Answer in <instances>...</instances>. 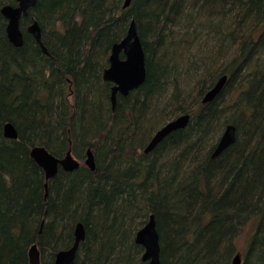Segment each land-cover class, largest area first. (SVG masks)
I'll return each mask as SVG.
<instances>
[{"label":"trees","instance_id":"trees-1","mask_svg":"<svg viewBox=\"0 0 264 264\" xmlns=\"http://www.w3.org/2000/svg\"><path fill=\"white\" fill-rule=\"evenodd\" d=\"M123 1L37 0L21 20V47L8 41L0 15V264H31L33 243L40 264H52L76 221L86 235L75 264H144L134 234L150 214L160 264H231L249 225L241 264H264V0H131L122 9ZM131 18L146 78L111 110L101 73ZM32 19L49 55L24 31ZM173 29L183 31L179 39ZM198 32L212 41L208 58L220 50L222 63L203 65L188 90L180 45ZM223 75L222 91L202 104ZM182 114L187 126L143 153ZM5 122L17 140L3 137ZM228 124L235 141L212 157ZM69 141L78 157L91 148L95 170L60 171L45 198L29 149L61 155Z\"/></svg>","mask_w":264,"mask_h":264},{"label":"water","instance_id":"water-1","mask_svg":"<svg viewBox=\"0 0 264 264\" xmlns=\"http://www.w3.org/2000/svg\"><path fill=\"white\" fill-rule=\"evenodd\" d=\"M36 1L15 0V5L7 4L0 9L1 15L7 20L5 26L6 37L15 47H21L24 43L21 19L28 16L29 10L36 4ZM130 1L124 0L123 7L127 8L130 5ZM25 32L31 34L42 52L48 55L46 48L41 42V28L36 20L25 28ZM145 77V54L134 20L132 19L124 38L111 46L108 56V66L102 72L103 81L113 83L110 91V103L112 107L114 108L115 106L116 94L126 96L130 91L142 85ZM226 82L227 76H221L215 85L205 93L202 103L205 104L212 101L222 91ZM189 118L188 114H183L162 126L155 132L152 139L143 149L144 153L147 154L153 150L171 132L187 126ZM2 128L4 138H17V131L10 122H6ZM234 141L235 127L232 124H228L224 127L216 143L212 157L218 156L223 150L233 144ZM30 155L45 170L47 177H52L56 174L58 164H60V167L64 171H72L79 167V163L71 155V149L66 152L62 160L56 159L55 156L42 146L32 148ZM84 163L91 171L95 169L94 156L90 149H87L85 153ZM84 237L83 227L78 224L75 228L72 247L58 251L54 256L53 264H74L76 252L81 242L84 241ZM134 242L143 249L141 261L144 264H160V245L154 215L150 214L147 222L136 232ZM29 259L31 264H40L39 252L36 250L35 245H32L29 249ZM241 261L240 253H236L231 260V264H241Z\"/></svg>","mask_w":264,"mask_h":264},{"label":"rangeland","instance_id":"rangeland-1","mask_svg":"<svg viewBox=\"0 0 264 264\" xmlns=\"http://www.w3.org/2000/svg\"><path fill=\"white\" fill-rule=\"evenodd\" d=\"M47 28V26L44 27V31H46ZM173 30L175 31L174 36L179 39V36L183 33V31L181 29ZM211 43L212 41L206 36L204 32H198L195 38H193V40H190L189 44L182 43L180 45V51L182 52L181 79L182 81H184L183 83L188 84H186L189 87H187L188 90L192 87L194 88L196 79L201 73V69L204 68L203 65L210 63H217L218 65L222 63V58L220 57L219 52L220 50H217L216 53L214 52L215 56L212 59L208 58L211 57V54H209V48H211L213 45ZM200 66L201 68H199ZM186 89H184L185 92L187 91ZM192 92L193 90L188 91V95H191ZM80 161H82V159ZM252 230V225L245 227L236 241V250L241 254V257L246 250L247 238Z\"/></svg>","mask_w":264,"mask_h":264},{"label":"bare ground","instance_id":"bare-ground-1","mask_svg":"<svg viewBox=\"0 0 264 264\" xmlns=\"http://www.w3.org/2000/svg\"><path fill=\"white\" fill-rule=\"evenodd\" d=\"M123 3H124V1H123ZM130 3H131V1H130ZM5 5H7V4H4V5H2L1 7H0V9L3 7V6H5ZM10 5V4H9ZM130 6V5H129ZM128 6V7H129ZM127 7V8H128ZM127 8H124L123 7V4H122V9H127ZM30 11V10H29ZM0 15H1V12H0ZM1 17H3L2 15H1ZM4 18V17H3ZM5 19V18H4ZM133 18H131L130 20H129V22L127 23V28H128V26H129V24H130V21L132 20ZM35 19H32V21L30 22H27L26 24H25V27L27 28L33 21H34ZM134 20V19H133ZM5 21H6V23H7V20L5 19ZM37 21V20H36ZM38 22V21H37ZM134 23H135V26H136V22H135V20H134ZM39 24V23H38ZM39 26H40V24H39ZM40 28H41V42H42V44H43V46L46 48V46L44 45V43H43V40H42V27L40 26ZM127 28H126V31H127ZM137 29V28H136ZM29 34V33H28ZM31 37H32V39L34 40V42H35V44L40 48V46L36 43V41H35V39H34V37L31 35V34H29ZM125 35H126V32H125ZM124 35V36H125ZM124 36L118 41V42H120L123 38H124ZM118 42H116V43H118ZM113 45V44H112ZM111 49V48H110ZM40 50H41V48H40ZM46 50H47V48H46ZM41 52H42V50H41ZM47 52H48V50H47ZM43 53V52H42ZM109 53H110V51H109ZM44 54V53H43ZM44 55H46V54H44ZM48 55H49V53H48ZM107 66H108V64H107ZM106 66V67H107ZM105 67V68H106ZM104 68V69H105ZM103 69V70H104ZM103 70H102V72H103ZM145 72H146V68H145ZM227 76V75H226ZM146 78V77H145ZM101 79H102V73H101ZM227 79H228V77H227ZM66 81H67V83H69V85H68V89H69V87H71V82H70V79L69 78H67L66 79ZM102 81H103V79H102ZM103 82H105V81H103ZM105 83H108L109 84V97H108V102H109V105H110V109L111 110H113V107H112V105H111V103H110V91H111V87L113 86V83H109V82H105ZM215 85V84H214ZM213 85V86H214ZM212 86V87H213ZM211 87V88H212ZM134 90H136V89H134ZM133 91V90H132ZM131 92V91H130ZM129 92V93H130ZM128 93V94H129ZM127 94V95H128ZM71 95V91L69 92V96ZM118 95H120V94H116V102H117V96ZM205 95V94H204ZM68 96V97H69ZM120 96H122V95H120ZM204 97V96H203ZM203 99V98H202ZM202 99H201V103H202ZM116 102H115V105H116ZM203 104V103H202ZM115 107V106H114ZM183 115V114H182ZM178 116H180V115H178ZM178 116H176V117H178ZM176 117H174L173 119H175ZM173 119H171V120H173ZM171 120H169V121H171ZM189 120H190V118H189ZM168 121V122H169ZM168 122H166V123H168ZM165 123V124H166ZM164 124V125H165ZM164 125H162V126H164ZM161 126V127H162ZM160 127V128H161ZM160 128H158L157 129V131L160 129ZM154 134H155V132L153 133V135L151 136V138H150V140L152 139V137L154 136ZM2 135H3V132H2ZM17 138H18V136H17ZM17 138L16 139H10V140H13V141H15V140H17ZM149 140V141H150ZM149 143V142H148ZM36 146H42V145H33V146H31L30 147V149H29V157H30V159L32 160V162L35 164V166L37 167V169L40 171V173H41V175H42V180H43V189H44V197L46 198V196H47V191H48V186L50 185V183L55 179V177L60 173V171L61 172H63V173H71V172H73V171H76V170H78L81 166H84L85 168H87L89 171H91L86 165H85V163H84V161H85V153H86V151H87V149H90L91 150V148H89V147H87V148H85V150H84V152H83V156L82 157H78V156H76L74 153H73V146H72V142L71 141H69V143H68V146H67V149L66 150H64V152L61 154V155H56V154H52L53 156H55V158L56 159H58V160H62L64 157H65V154H66V152L69 150V149H71V155H72V157H73V159H75L78 163H79V167L77 168V169H75V170H72V171H64L61 167H60V164H58V169H57V172H56V174L54 175V176H52V177H47V175H46V172H45V170L42 168V167H40L39 166V164L31 157V155H30V150L32 149V148H34V147H36ZM42 147H44V146H42ZM45 148V147H44ZM46 149V148H45ZM48 150V149H47ZM49 151V150H48ZM50 152V151H49ZM91 152H92V150H91ZM93 153V152H92ZM143 153H144V151H143ZM93 156H94V153H93ZM82 159V161H80ZM94 162H95V157H94ZM95 166H96V163H95ZM95 170V169H94ZM93 170V171H94ZM0 172H1V169H0ZM46 186V188H45V186ZM45 191H46V195H45ZM147 219H148V217H147ZM44 218L42 219V221H41V227H40V232H38V235H40L41 234V228H42V222L44 223ZM146 222H147V220H146ZM145 222V223H146ZM78 224H80V225H82V227H83V230H84V234L86 235V232H85V228H84V225H83V223L82 222H80V221H76V222H74L73 224H72V235H73V240H72V242H71V244L69 245V246H67V247H65V248H61V249H59V250H57L55 253H54V256H55V254L58 252V251H61V250H66V249H69L70 247H72V245H73V243H74V232H75V228H76V226L78 225ZM143 227V226H142ZM140 229V228H139ZM138 229V230H139ZM137 230V231H138ZM136 231V232H137ZM136 232H135V234H136ZM134 234V235H135ZM84 241H85V237H84ZM83 241V242H84ZM83 242H81V244L83 243ZM80 244V245H81ZM32 245H35L36 246V250L39 252V249H38V245H37V243H33ZM31 245V246H32ZM80 247V246H79ZM31 248V247H30ZM78 250H79V248H78ZM78 250H77V252H76V255H75V259H76V256H77V254H78ZM143 253V252H142ZM29 255V254H28ZM142 255V254H141ZM54 256H53V262H54ZM30 260V259H29ZM41 260V255H40V252H39V261ZM53 264V263H52ZM74 264H75V262H74Z\"/></svg>","mask_w":264,"mask_h":264},{"label":"flooded vegetation","instance_id":"flooded-vegetation-1","mask_svg":"<svg viewBox=\"0 0 264 264\" xmlns=\"http://www.w3.org/2000/svg\"><path fill=\"white\" fill-rule=\"evenodd\" d=\"M25 28H26V27H24V31H25ZM21 30L23 31L22 26H21ZM38 48H39V47H38ZM39 50H40V48H39ZM40 52H41V50H40ZM41 53H42V52H41ZM42 54H43V53H42ZM69 88H70V87H69ZM5 123H6V122H5ZM5 123H4V124H5ZM4 124H3V125H4ZM2 127H3V126H2ZM2 129H3V128H2Z\"/></svg>","mask_w":264,"mask_h":264}]
</instances>
